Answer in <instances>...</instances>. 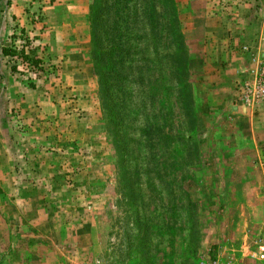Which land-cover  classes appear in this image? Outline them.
I'll list each match as a JSON object with an SVG mask.
<instances>
[{
    "label": "rangeland",
    "instance_id": "1",
    "mask_svg": "<svg viewBox=\"0 0 264 264\" xmlns=\"http://www.w3.org/2000/svg\"><path fill=\"white\" fill-rule=\"evenodd\" d=\"M214 44L253 81L264 0H0V264H254L264 101L202 119Z\"/></svg>",
    "mask_w": 264,
    "mask_h": 264
},
{
    "label": "crops",
    "instance_id": "2",
    "mask_svg": "<svg viewBox=\"0 0 264 264\" xmlns=\"http://www.w3.org/2000/svg\"><path fill=\"white\" fill-rule=\"evenodd\" d=\"M219 26L216 16L208 20L206 24L210 32L217 31ZM21 28H23V26H21ZM221 48L220 44H214L209 55L204 56L205 62L211 70L208 74L204 73L203 75L202 73V119H209L211 116L213 117V115L218 116L220 113H223V111L225 112L226 109L228 110L229 105L227 106L226 102H228L229 97H231V106L229 107L230 109L232 108L234 115L240 111L238 108L240 105L236 102V92L233 86L234 77H236V75H231L230 77V75L227 74L230 69H233L234 73L239 72L237 71L238 63L234 56H230L226 52H221ZM223 60L227 62L225 66L226 70H222L219 66ZM216 140L219 139L217 138Z\"/></svg>",
    "mask_w": 264,
    "mask_h": 264
},
{
    "label": "built area",
    "instance_id": "3",
    "mask_svg": "<svg viewBox=\"0 0 264 264\" xmlns=\"http://www.w3.org/2000/svg\"><path fill=\"white\" fill-rule=\"evenodd\" d=\"M240 52L249 58L252 64V73L254 74L251 82H237L236 84V102L241 107L248 109L252 106H258L264 101V59L260 55L249 54V48L240 47ZM264 162V150L262 160ZM243 256L254 264H264V230L252 236H246L244 242ZM200 264H231L224 263L220 257L207 258Z\"/></svg>",
    "mask_w": 264,
    "mask_h": 264
},
{
    "label": "trees",
    "instance_id": "4",
    "mask_svg": "<svg viewBox=\"0 0 264 264\" xmlns=\"http://www.w3.org/2000/svg\"><path fill=\"white\" fill-rule=\"evenodd\" d=\"M30 42L26 40L21 48L17 51L11 49H2L4 56H16L23 63L27 64L31 69H37L41 66L42 60L36 55V52L32 49L28 50Z\"/></svg>",
    "mask_w": 264,
    "mask_h": 264
}]
</instances>
